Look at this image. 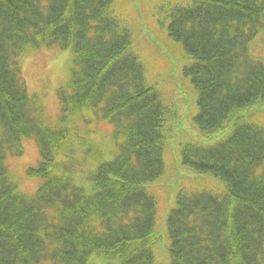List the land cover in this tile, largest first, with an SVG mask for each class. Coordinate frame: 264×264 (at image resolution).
Masks as SVG:
<instances>
[{"label":"trees","instance_id":"trees-1","mask_svg":"<svg viewBox=\"0 0 264 264\" xmlns=\"http://www.w3.org/2000/svg\"><path fill=\"white\" fill-rule=\"evenodd\" d=\"M165 1L199 132L171 144L174 113L147 82L116 0H0V264H264V123L255 118L264 114V43L262 57L254 50L264 41V0ZM53 48L69 50L73 65L55 126L19 63ZM101 123L111 127L108 155L87 139ZM25 139L38 152L25 170L40 181L33 193L9 170ZM169 145L193 184L173 173L162 186L184 188L159 233L151 185H162Z\"/></svg>","mask_w":264,"mask_h":264},{"label":"rangeland","instance_id":"rangeland-1","mask_svg":"<svg viewBox=\"0 0 264 264\" xmlns=\"http://www.w3.org/2000/svg\"><path fill=\"white\" fill-rule=\"evenodd\" d=\"M163 1L165 0H116L115 15L130 32L131 50L143 62L147 82L158 86L164 104L168 105L174 113V120L170 126L169 141L171 144L182 133L195 135L199 132L191 121L192 115L196 112V92L189 85V80L180 76V69L184 64L182 54L179 44L174 43L168 36L165 29L167 20L160 18L167 11L161 4ZM174 1L178 0H166L165 2L179 3ZM257 43L254 48L255 54L262 57L261 45L264 41L261 40ZM71 59L72 55L69 50L59 51L54 48L31 51L19 59L21 77L26 84L28 93L35 99L36 105L43 109L47 121L54 126L56 125L54 120L58 118L59 105L56 92L66 86L71 78L73 70ZM255 118L260 123H264V114L256 115ZM109 130L110 128L106 124H100L90 126V132H87L88 137L101 146L107 155L111 147V138L108 137ZM84 132L86 131L83 130L82 134ZM24 142L27 148L25 156L10 159L9 170L11 175L16 178L15 181L20 191L33 193L37 183L29 182L26 179L25 168L36 162L37 154L34 147L29 145V141L25 140ZM169 147H171V151H169ZM79 157L82 156L79 155ZM164 159L167 173L163 178L161 177L162 185L159 187L154 186L156 184L151 185V187L153 186V195L161 204L157 212L156 225L159 233L166 209L172 203L175 193L184 188V186L180 187L178 182H174L172 186L162 187L166 183L173 182L170 180V176L179 170L176 145H169L165 149ZM176 175L183 180L182 183H190L183 171ZM201 185L203 189L206 187L210 188V191L216 192L217 187L210 181H204ZM165 253L166 251H163L159 258L163 256L167 262Z\"/></svg>","mask_w":264,"mask_h":264}]
</instances>
